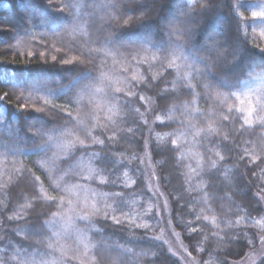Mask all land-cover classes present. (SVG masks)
<instances>
[{"label":"trees","instance_id":"1","mask_svg":"<svg viewBox=\"0 0 264 264\" xmlns=\"http://www.w3.org/2000/svg\"><path fill=\"white\" fill-rule=\"evenodd\" d=\"M104 2L0 0V248L7 247L9 255L23 250L37 253L30 257L34 261L41 258L51 261L53 256L44 255L50 237L53 242L58 239L65 245L70 257L72 249L78 247V235L83 233L90 243L107 245L108 253L118 252L117 245L132 248L133 253L149 248L157 253L140 258L126 255L124 264H182L168 251L165 243L152 239L163 234L169 224L179 233L189 258L197 264H236L249 248L246 241L229 239L233 233H247L259 247L257 234L260 227L246 225L253 223L249 213L256 219L264 215V200L260 196V189L264 187V150L261 149L264 127L244 125L232 93L242 88L247 75L264 72V52L255 48L243 33L233 1L224 0L218 12L202 18L198 14L202 0H196L192 2L191 12L195 26H198L193 48L202 51L201 46L215 37L229 53L235 52L237 59L223 69V78L215 74L208 77L213 86L208 94L202 86H197L195 91L200 95H191V89L182 86L186 84L182 80L177 81L179 92H176L172 84L176 79L175 69L165 68L163 74L153 80L152 74L160 69L159 63L149 68L148 64H137L129 53L133 48L141 47H147L149 53L154 52L153 44L167 46L164 25L180 12L187 11L189 0H158V15H153L142 25L128 26L122 22L103 24L99 18L104 10L98 6ZM74 19L78 21L77 30L70 35L68 30ZM108 27L115 31L116 44L126 47L117 51L109 46L108 56L90 53L88 47L100 46L98 41H92L96 36L106 34L103 29ZM226 56L231 60V55L226 53ZM89 57H94L92 63H88ZM81 59L83 63L79 62ZM64 60H73V63L65 64ZM133 70L144 76V83L131 79ZM90 79H95L103 91L85 92L84 85ZM189 79L194 86L198 84L197 79ZM120 80H127L137 95L116 93V86L123 87L117 83ZM216 91L228 97L225 103L214 98ZM80 95L84 99L75 107H79L81 113L98 115L104 123H107L105 115H110L108 98L117 97L122 108L113 119L124 131L117 130L115 141H109L107 135L97 132L105 140L104 145L92 144L85 149L77 146L72 161L74 171L87 176L90 167L99 169L101 161L93 156V153H99L105 161L100 174L106 183L100 184L95 177H66L70 183L82 186L75 190L76 196L68 198L78 200L82 205L85 197L90 202L95 193L97 199L109 204L115 202V210L104 209L108 212L107 218L101 213L88 220L75 219L65 231L58 223L53 227L44 222L55 221L57 218L52 217V212H65L68 204L58 209L55 206L58 200L34 197L40 196L41 189L46 190L45 195H60L50 186L49 169L56 172V167H65L63 153L56 147L57 135L65 120H72L63 109H72L73 117L77 116L74 105ZM140 95L146 100L141 101ZM149 97L154 101L151 105L147 101ZM45 99L48 105L44 104ZM69 99L73 104H69ZM54 104L62 105L63 109L51 107ZM229 105H232L231 111ZM37 108L44 110L37 111ZM136 108L145 113L144 118L135 111ZM53 112L55 116L51 115ZM223 114L230 119L222 120ZM157 115L161 120H156ZM210 120L215 121L217 133L207 139L205 133L195 136L196 130L206 128ZM41 126L56 130L52 140L47 135L36 134ZM65 127L72 128L73 123ZM128 128L132 131L128 132ZM165 133L169 135L163 141L157 138V134ZM173 140L177 141L175 146ZM216 152L224 159L216 156ZM213 160L218 161L215 169L211 167ZM41 163L45 164L44 168L40 167ZM26 174L32 183L22 179ZM114 192L121 193L122 201L121 197L112 195ZM205 193H209L208 203L204 202ZM26 203L32 206L23 210L22 219L17 218L15 213ZM163 204L167 205V214ZM148 208L151 211L144 215ZM68 214L75 216V213ZM113 216L121 223L116 224ZM213 216L216 226H213ZM129 217L135 223H129ZM240 218L243 220L236 226ZM37 224L44 225L43 244L36 243L40 238L30 235V230ZM136 224L141 226L136 227ZM145 224L148 228L143 226ZM192 228L196 231H191ZM53 231L61 235L53 237ZM221 236L225 237L223 241ZM238 244L241 247L235 246ZM198 247L203 250L198 251ZM64 264L79 262L65 258Z\"/></svg>","mask_w":264,"mask_h":264},{"label":"snow or ice","instance_id":"2","mask_svg":"<svg viewBox=\"0 0 264 264\" xmlns=\"http://www.w3.org/2000/svg\"><path fill=\"white\" fill-rule=\"evenodd\" d=\"M224 0H202L199 4L200 12L198 13L202 18L206 17L209 14H215L218 12L223 6ZM71 7V5H69ZM89 7H92L89 5ZM98 7L104 10V14L100 16V21L103 24L111 25L112 23H123V25H142L146 20L151 19L153 15L159 14L158 8V0H105L102 5ZM192 0H189L188 10L182 11L179 13V16L174 20L169 21L166 25H164V30L166 35L168 36L167 46H160L157 44H153V47L156 48V51L149 53V49L147 47L141 48H133V50L129 53L132 60H135L137 64H148L149 68L153 66L154 63L158 62L160 65V69L157 72H153L152 79L156 80L158 75L163 74V69H175L176 70V79L172 81L173 91L179 92V88L177 86V81L182 80L185 81L186 84L182 86H186L191 89V95L198 96L200 93L195 91L197 86H202L204 93L208 94L210 90L213 88L212 84L208 80L210 75H217L221 78L223 69L228 67L229 64L235 62L237 59V55L235 52L229 53L227 48H223L221 42L215 37L211 38L210 43H205L201 46V49L193 48V40L195 38V34L197 31V27L195 26V17L191 15L192 12ZM253 18L259 17L261 22L264 23V12L261 13H252ZM78 21L73 20V24L71 28L68 30L71 35L77 30ZM104 35L96 36V39L92 41V43L99 42V47H88V51L90 53H102L104 56H108L110 54V48H115L117 51L120 47H126L125 45H117L114 36L115 31L111 28L103 29ZM149 44H152V41H148ZM59 51V49H57ZM261 52H264V49H260ZM226 53L231 55V60L228 59ZM83 56V54H81ZM55 59V57L53 58ZM75 59V58H74ZM94 57L88 58V63H92ZM79 62L83 63L84 61L81 59ZM63 63L71 64L73 60H64ZM115 63V60H114ZM90 74V73H89ZM103 77L104 74L101 73ZM194 78L198 80L197 85H193L190 82L189 78ZM131 79L133 81H137L138 83H144V76L141 75L137 70H133V74ZM118 84H122L123 87L116 86L114 91L116 93L124 92L126 96H135L137 93L131 90L130 84L127 80L117 81ZM148 86H151L149 83ZM125 89H128L125 91ZM85 92H95L103 91L100 85L96 82L95 79H90L89 83L84 85ZM167 92V89L164 90ZM232 95L236 96V99L240 101L241 105L245 104V100H241L240 96L236 93H232ZM214 98L219 100L221 104L225 103L228 99L222 92L216 91L214 92ZM84 99L83 95H80L78 99L75 101L74 108L77 111V116L73 117L72 109H63L62 105H51V107L66 111L68 117H72V120H65L64 125H61V131L58 132L57 139L58 143L56 147L63 153V164L65 167L59 168L56 167V172H62V175H57L56 172H50V186L58 190L60 193L59 197L52 195H45V191L41 189L40 196L34 197V199H43L45 201H57L56 207L62 208L65 203L68 204V208L65 212H52V217L57 218L55 221L44 222V225H50L55 227V224L58 223L61 228L67 231L69 226L74 224L75 219L88 220L90 217L97 216L103 213L104 217L107 218L108 212L104 211V209H112L115 210V202L113 204L107 203L106 200H100L95 198L98 194L94 193V198L89 202L87 197H85V202L81 205L80 201L72 200L68 197L76 196V189L81 188L82 186L78 183H70L66 180V177L77 176L80 179H98L100 184L106 183L105 177L100 173L103 171L105 161L103 158L99 157V153H93L95 158L100 159L101 166L99 169L90 167L88 170V175L84 176L81 173H77L74 171L73 157L75 155V151L77 146L81 149L90 148L92 144L104 145L105 140L100 138V135L96 134L99 132L100 134L107 135V139L109 141H115L117 137V130L124 131V129L119 128V125L116 120L113 119L114 116H118L122 106L119 103L117 97H109L108 98V113L110 115H105L104 120L107 123L101 121L98 115L94 113H81L79 107H75L80 105L81 101ZM139 99L141 101H145L146 97L144 95H140ZM246 107L237 108L236 111L244 113V125L252 126L253 123H258L262 127H264V95H262L255 102L248 99ZM148 104L151 105L154 101L151 98H147ZM195 103V100L192 101ZM44 104L48 105V100H44ZM69 104H73V101L69 99ZM187 108V105H185ZM37 111H43L42 108H37ZM232 110V105H229V111ZM136 112H140L139 108L135 109ZM255 114V119L253 118ZM51 115L55 116V112L51 113ZM141 118H144L145 113L140 112ZM222 120H229L230 117L227 114H223L221 116ZM156 120H161L159 115L156 116ZM147 121L145 120V123ZM73 123L72 128H67L65 125ZM215 121H209L206 128H199L195 132V136H200L201 133H205V138L215 135L218 129L214 126ZM109 125H112L110 127ZM242 125L241 127H244ZM194 127V125H193ZM55 129H45L41 126V129L36 133L39 136L47 135L49 140L53 139L52 133L55 132ZM128 132H131L132 129L128 128ZM111 133V134H109ZM169 135L165 133L164 135L157 134V138L161 141L164 140V137ZM70 137V138H69ZM227 139V136H225ZM172 144L175 146L177 144L176 140L172 141ZM38 147H40L38 145ZM261 149L264 150V138L261 139ZM247 152V150H246ZM216 156H218L221 160L224 157L220 154V152H216ZM243 159V157H240ZM210 159V158H209ZM255 159H260L259 156H255ZM218 161L213 160L211 167L215 169L217 167ZM200 161H197V166L199 167ZM40 167L44 168L45 164L41 163ZM264 170V169H262ZM16 171H21V169H16ZM193 171H195L193 169ZM30 172V170H29ZM22 179L28 180L29 183L32 181L29 178V175H24ZM36 180H39V177H36ZM115 183V182H113ZM35 187V184H33ZM114 197H121V193L114 192L112 193ZM209 193H205L204 202L208 203ZM261 199L264 200V187L260 189ZM122 201V197H121ZM31 203H26L21 205V211L15 213L17 218L24 217V209L30 208ZM77 206H79V211H77ZM151 211V208H148L144 215H147L148 212ZM75 213V216L69 215L68 213ZM125 216H128V213H124ZM116 224H120L121 220L115 216L112 217ZM11 220L12 217L10 216ZM197 219H200L199 215H197ZM205 220L209 219L208 217H204ZM213 226H216V217L212 218ZM249 219L252 220V224L246 225V227H252L253 225L259 226L261 231L258 233L259 237V247L256 246V240L253 237H249L247 233H233L229 239L232 241H246V245L249 248L241 258L240 261L236 262V264H257L259 260V264H264V215L261 216L260 219H256L254 216L249 213ZM243 218H240L236 221V226L241 224ZM129 223H135V221L129 217ZM44 225L37 224L32 230H30L31 236H36L40 239H37L36 243H44L42 237L46 235L43 232ZM141 225L136 224V227H140ZM145 228H148V225H143ZM231 226V225H230ZM79 232V230H77ZM191 231H196L195 228H192ZM61 235L58 231H53V237H59ZM179 240V233H173ZM213 235H218V233H213ZM155 241H160L163 239V235H156L152 237ZM225 237L221 236L220 240L223 241ZM78 247L72 249V254L70 257L67 256L65 251V245L60 244L57 239L55 242L52 241L51 237L47 242L48 251L44 254L45 256H53L54 259L49 261L41 258L40 261H34L30 257L35 256L37 253L28 252L23 250L14 251L11 255L8 253V248H0V264H11V262L16 261V264H64L65 258L73 259L79 262V264H124V259L126 255H134L137 258L147 257L149 255L156 256L157 253L155 251H151L150 248L148 250H142L139 252L133 253L132 248L124 247L117 245L116 247L120 250L115 252L114 254L107 252V245L92 244L89 242L86 234L80 233L78 235ZM164 243H168L167 240ZM11 244V241H9ZM236 247H241V245H235ZM181 247L184 251H187L186 248L181 244ZM198 251H202V247H198ZM21 251H23V255H21ZM169 252H172L173 255H176L175 252L172 251V248L169 247ZM59 253V256L56 254ZM191 264H196L195 260L191 262ZM207 264V262H205Z\"/></svg>","mask_w":264,"mask_h":264},{"label":"rangeland","instance_id":"3","mask_svg":"<svg viewBox=\"0 0 264 264\" xmlns=\"http://www.w3.org/2000/svg\"><path fill=\"white\" fill-rule=\"evenodd\" d=\"M196 0H192L194 2ZM234 4V11H236V15L239 21L242 23L243 33L248 37L250 43L253 44L255 48L264 49V23L261 22L259 17L255 19L252 16L253 12L261 13L264 12V0H231ZM247 79L242 83L241 89L237 91V95L240 96L241 100H245V104L241 105L240 101L236 99L237 108L246 107L248 99L255 102L262 95H264V72H254L252 74L247 75ZM236 98V96H235ZM241 113V120L244 123V113ZM255 119V114L254 117ZM253 125H258V123H253ZM252 125V126H253ZM247 126V125H246ZM249 127V126H248ZM164 213L167 214V205L163 204ZM175 231L173 228L168 226L164 230L163 239L161 240L163 243L165 240L168 243H165L167 248H172V251L176 253V257L181 261L182 264H191L192 260L189 258L187 253L181 247L183 243L177 239L175 235H173ZM177 233V232H175ZM184 246V245H183ZM185 248V247H184ZM172 254V252H170ZM197 264V263H196Z\"/></svg>","mask_w":264,"mask_h":264}]
</instances>
